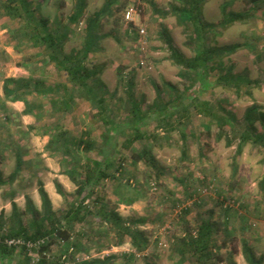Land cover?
Segmentation results:
<instances>
[{
  "label": "rangeland",
  "instance_id": "1",
  "mask_svg": "<svg viewBox=\"0 0 264 264\" xmlns=\"http://www.w3.org/2000/svg\"><path fill=\"white\" fill-rule=\"evenodd\" d=\"M107 1L87 0L84 17L80 23L73 24L65 44L67 52L82 46L86 19ZM113 1V13L102 19L100 47L90 54L87 64L99 71L100 81L92 83L99 86L100 93H104L109 115L125 125L124 132L119 134L117 147V159L122 161L124 176L120 181L111 178L102 180L97 184L96 191L103 195L110 208H115L125 219L145 220L138 227L145 231L149 245L136 254L131 264H146V261L194 264L193 255L188 253L185 258L182 257L178 247L185 235L196 233L198 225L205 218L217 223L213 238L214 254L209 264H250L244 251L245 243L251 247L256 263L264 264V150L248 142L240 154L236 153L238 133L245 125L247 109L257 104L264 110V0L205 2L203 15L213 23H218L230 11L252 15L227 28L218 27L217 35L209 34L212 45L222 48L235 46V50L223 56L221 62H211L205 85L197 83L193 86L194 75L184 73L172 61L165 40V33H168L172 44L180 52L193 57L195 51L189 38L191 32L178 22L175 15L166 14L173 4L179 3L178 0ZM37 2H41L38 15L52 22L59 20L62 24L68 22L74 6V0H33L34 5ZM117 5H122V10L117 11ZM131 5L138 13L134 20L128 22L124 18V9ZM19 29L20 22L9 18L0 2V172L8 177L14 171L17 154L21 155L23 161L15 181L6 183L0 189L3 235L11 231L13 202L21 211L24 210L26 197L32 199V193L38 189V181L42 178L48 177L46 180L54 184L58 196H49L56 216L60 217L68 203L77 199L76 184L62 172L71 163L64 161L61 151H50L46 147L51 139L53 124L63 122L69 127L71 135L76 137L91 130L97 146L103 145L114 132L112 127L107 128L96 118L95 110L83 97L77 98V104L66 114H52L49 99L37 94H29L26 98L33 105L43 103V108L35 110L38 115L24 114V101L10 100L4 92L8 77L34 76L51 83L68 80L63 70L44 61L42 48L33 46ZM141 29L145 32L142 33ZM230 66L232 81L216 79L226 73ZM131 92L145 111H155L174 100L177 92H186V96L171 111L172 116L166 113L160 118L154 113L141 125L142 132L155 134L156 139H141L127 145L125 139L132 132L126 126ZM195 96L215 105L220 104L235 115L237 130L226 129L227 135L234 140L231 145L227 143L226 136L217 139L215 121L196 110L191 101ZM206 124H210L212 130L209 137L205 131ZM256 126L259 131L264 130L259 122ZM206 140L211 143L212 149L202 153ZM143 146H151L164 167L165 174L160 178H156L144 162L132 163V153ZM184 147L187 148L186 156L182 154ZM89 155L98 157L96 152ZM128 177L132 180V191L124 186ZM55 182L62 185L67 197L57 192ZM119 182L123 184L122 187ZM118 184L120 190L128 191V194L139 191V200L132 205L118 203L114 191ZM87 203L91 204V199ZM37 204L42 209L41 197ZM187 209L188 213L185 212ZM22 217L24 223L28 224L31 215L24 214ZM97 226L95 223L94 230ZM83 227L91 230L90 224L77 223L73 239ZM5 238L20 239L15 236ZM97 239L98 236L93 242L84 241L85 248L80 251L74 246L66 250L63 241L57 240L45 254L34 250L36 247L28 250L25 245L32 254L29 263L24 251L18 247L13 255L1 258L0 264H33V261L43 257L52 263L81 264L86 260L111 255L114 257L110 258L109 264H125L123 254L135 251L129 241L103 249L101 241ZM38 264L41 263L38 261Z\"/></svg>",
  "mask_w": 264,
  "mask_h": 264
},
{
  "label": "trees",
  "instance_id": "2",
  "mask_svg": "<svg viewBox=\"0 0 264 264\" xmlns=\"http://www.w3.org/2000/svg\"><path fill=\"white\" fill-rule=\"evenodd\" d=\"M207 0H178L179 3L173 4L171 9L166 14L176 16L178 22L191 33L189 34L190 41L194 44L193 57H187L180 52L173 44L171 37L165 33V40L170 50V58L178 65L184 73L193 74L195 80L191 86L197 83L205 85L208 80L211 62H221L222 57L231 54L235 50V46L219 47L212 45L209 41V34H218V27L227 28L238 21L246 20L252 15L248 12L230 11L223 16L218 23H213L205 19L203 15L204 4ZM261 0H251L258 2ZM4 13L11 19H17L20 22L21 35L26 37L33 46L42 48V56L44 61L55 64L60 70H63L67 75L66 82L51 83L39 77H8L5 79L4 92L12 101H24L26 107L23 110L24 114L38 115L35 110L43 108V103L31 104L26 98L29 94H37L42 97H47L51 106V113L66 114L71 111L77 104V98H85L95 110V116L101 120L107 128H113V135L108 137L103 145L97 146L98 143L92 137L91 130L84 132L79 137L72 136L69 127L63 122H58L52 125V135L49 143L46 145L47 150L61 151L64 156V161L70 164L69 168L63 169V173L76 184L77 199L68 203L67 209L60 217L56 216L53 210L51 198L45 189L44 182L38 181V191L42 200V209H39L34 201L27 196L26 208L20 210L16 202H13L12 221L10 223V232L3 235V221L0 216V236L5 237H20L25 241L38 243L32 249L37 250L41 254L50 251L51 246L57 240L63 241L65 249L74 246L77 251L85 248L84 241L93 242L98 236L102 243L103 249H109L112 246H120L130 242L134 248L133 253H124L125 264H131L137 253L143 252L149 245V239L145 231L138 226L145 222L143 218H127L125 219L115 208H110L109 204L104 199L103 195L96 191L97 184L102 180L111 178L120 181L123 178L122 161L117 159V147L119 145V134L123 133L124 126L111 118L109 115V107L107 105L104 93H100L99 86H95L92 82L100 81L98 76L99 71L90 67L87 62L92 52L100 47V41L103 37L101 34L102 19L107 14H112L113 0H108L104 6L93 15L86 19L85 36L83 44L80 48L67 52L65 44L72 32L73 24L80 23L84 17L87 7V0H74L72 12L68 16V22L62 24L59 20L52 22L49 18L38 15V6L41 2L33 4V0H1ZM122 5H117L116 10H122ZM126 8L124 9L125 12ZM164 14V13H163ZM218 65V64H217ZM232 66L228 67L226 73L219 75L216 79L233 80L231 77ZM130 110L128 116L127 127L131 129V134L125 139L127 145H131L135 141L141 139H156V135L152 133L142 132L141 125L149 119V117L157 113L161 118L166 116V113L173 112L179 105L178 102L183 101L186 92H177L174 100L168 101L162 107L155 111L143 110L137 100L134 98V93L131 92ZM176 100V101H175ZM180 100V101H179ZM191 101L196 110L211 120L215 121L218 132L217 139L221 140L224 136L227 138V143L231 145L233 139L227 135V127L230 130H237V119L234 114L230 113L224 106L215 105L208 100H202L195 97ZM157 110V111H156ZM245 125L238 133L239 143L236 153L240 154L246 143L250 142L264 150V130L259 131L256 123L259 122L264 128V110L257 104L250 106L244 115ZM126 127V128H127ZM205 131L209 136L212 135L210 124L205 125ZM187 147V146H186ZM184 147L182 154L187 155V148ZM211 143L206 140L205 147L202 153L211 150ZM96 152L98 157H91L89 153ZM132 163L138 164L144 162L152 171L156 178H160L165 174L164 167L159 163L151 146H143L141 149H136L132 155ZM22 158L17 154L15 169L8 177H5L0 172V189L6 183L12 184L17 178L22 168ZM121 175V176H120ZM131 177L125 181L129 191L131 189ZM184 182V180H181ZM57 192L64 197H67V192L59 182H55ZM120 187L123 186L119 182ZM119 184L115 188V195L120 204L132 205L139 200L141 193L135 191L128 194L121 191ZM94 195H96L94 197ZM91 204L87 203V200ZM189 212V209L185 211ZM30 214L29 223L25 224L22 215ZM97 220V222H95ZM90 224L91 230L88 231L85 227L80 229L76 237L73 239L75 225L77 223ZM97 223V229L93 226ZM86 226V225H84ZM217 223L211 218H205L201 221L196 229V233H188L182 238L178 251L185 258L190 253L195 258L194 264H209L213 257L214 234ZM244 251L247 260L250 264L256 263L255 256L251 252V247L245 243ZM20 247L24 251L27 263L32 258L31 252L27 251L25 245L8 246L5 243H0V259L13 255L15 250ZM101 247V248H102ZM26 249V250H25ZM46 256V255H44ZM94 259L83 261L81 264H109L110 258ZM41 264H64L62 262L52 263L47 257L39 260ZM146 264H156L151 261H146Z\"/></svg>",
  "mask_w": 264,
  "mask_h": 264
},
{
  "label": "built area",
  "instance_id": "3",
  "mask_svg": "<svg viewBox=\"0 0 264 264\" xmlns=\"http://www.w3.org/2000/svg\"><path fill=\"white\" fill-rule=\"evenodd\" d=\"M138 13L137 9L131 5L129 7L126 8L125 12H124V18L126 21H132L134 20V16ZM141 32L144 33L145 30L141 29ZM0 243H5L8 246H13V245H26L28 248H32L35 247L38 243L36 242H31V241H25L24 239H16V238H5L2 239L0 237ZM38 259L37 261H33V264H38Z\"/></svg>",
  "mask_w": 264,
  "mask_h": 264
},
{
  "label": "crops",
  "instance_id": "4",
  "mask_svg": "<svg viewBox=\"0 0 264 264\" xmlns=\"http://www.w3.org/2000/svg\"><path fill=\"white\" fill-rule=\"evenodd\" d=\"M48 164L51 165V163L48 161ZM48 177L42 178L43 182L45 183V189L47 190L48 194L52 195L55 194L56 196H58L55 193V188H54V184H52V182H49V180H46ZM61 179V178H60ZM63 182L64 179L62 178ZM32 199L34 200V203L36 204V206L38 207V201L40 200V194L38 189L34 190V192L32 193ZM39 208V207H38ZM40 209V208H39Z\"/></svg>",
  "mask_w": 264,
  "mask_h": 264
}]
</instances>
